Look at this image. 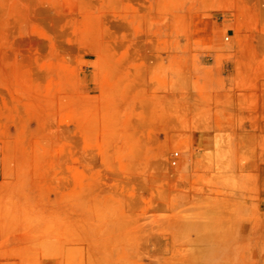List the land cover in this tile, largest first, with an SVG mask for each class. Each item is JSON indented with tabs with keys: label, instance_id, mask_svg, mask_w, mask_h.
I'll return each instance as SVG.
<instances>
[{
	"label": "rangeland",
	"instance_id": "374dc122",
	"mask_svg": "<svg viewBox=\"0 0 264 264\" xmlns=\"http://www.w3.org/2000/svg\"><path fill=\"white\" fill-rule=\"evenodd\" d=\"M0 264H264V0H0Z\"/></svg>",
	"mask_w": 264,
	"mask_h": 264
},
{
	"label": "built area",
	"instance_id": "2783aa9c",
	"mask_svg": "<svg viewBox=\"0 0 264 264\" xmlns=\"http://www.w3.org/2000/svg\"><path fill=\"white\" fill-rule=\"evenodd\" d=\"M177 156H178V154L176 153V154L174 155V157H173V161H172L173 164H176Z\"/></svg>",
	"mask_w": 264,
	"mask_h": 264
}]
</instances>
